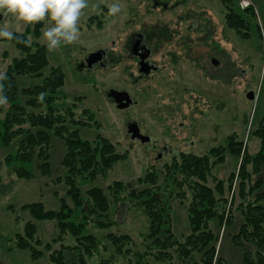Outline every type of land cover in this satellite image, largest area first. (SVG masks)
Here are the masks:
<instances>
[{"label":"rangeland","instance_id":"rangeland-1","mask_svg":"<svg viewBox=\"0 0 264 264\" xmlns=\"http://www.w3.org/2000/svg\"><path fill=\"white\" fill-rule=\"evenodd\" d=\"M160 1L169 4L168 13L153 9L149 0H118L120 14L109 16L108 6L114 0H89L80 20L79 40L73 45L62 46L56 52L47 50L50 65L43 70V76L20 75L17 87L21 91L41 85L50 73V67L59 68L64 74V84L55 94L54 107L67 109V116L74 114V119L85 122L77 125L67 120L65 127L69 138L72 132H77L80 140L100 148L106 140L113 146L115 154L123 158L105 171L104 166L99 165L93 174L74 175L75 185L85 201L83 210L87 212L89 209V192L99 188L110 203L106 216L115 223L110 228L100 229L90 221V232L101 242L93 256H85L84 264L201 263L200 253L191 251L189 256H179L176 246L170 249L174 263L158 260L159 254L155 250L144 255L148 252L145 237L150 232V219L141 205L142 201L132 198L134 190L151 189L165 194L170 206L172 237L184 243L191 234L189 207L194 191L189 186L178 187L177 192L186 193V197L185 194L179 196L176 190L171 193L164 183L168 171L165 164H170L174 158L170 149L198 157L209 156L211 172L207 184L215 189L218 182H223L225 188L221 199L224 209L222 223L220 219H212L207 224L217 239L213 264H244L243 249L236 247L232 238L238 234L244 221L241 207L245 208L247 200L252 199L247 196L250 182L253 184L262 178L264 182V169L257 172L254 163L248 164L250 178L245 181L243 195L242 165L247 155L252 158L262 148L258 133L264 129V0ZM189 8L199 12L196 16L201 22L212 24L211 40L203 33L191 34L190 38H202V48L198 53L202 57V66L214 71L208 57L219 61L214 75L203 71L194 73L188 63L178 62L174 66L169 65L160 76L134 85L125 72L129 63H112L108 70L82 68V61L93 53L108 50L113 55L114 52L121 54L115 49L130 32L149 28V25L161 21L177 23V17ZM228 10L246 20L249 25L247 38L246 31L240 32L228 26ZM94 16L100 25L90 22ZM4 24L20 33L28 29L34 32V25H23L7 16L0 17V25ZM29 38L45 45L41 36L37 39L32 33ZM203 38L210 46L203 45ZM209 52L216 56L210 57ZM20 56L10 41L0 39V71L6 72L14 58ZM111 90H127L135 105L119 109L109 98ZM27 99L20 94L23 105ZM3 117L2 113L0 118ZM50 137L48 172H43L42 160L35 158L23 162L15 158L17 140L7 146L0 144V264H55L52 255L60 252L62 245H74V240L67 235L64 239L59 238L55 222L45 221L37 223L41 245H34L41 257L33 259L30 251L16 248V235L24 234L25 223L30 219L28 213L21 210L23 205L43 203L47 210L59 211L65 200L69 207L74 208L65 181L68 171L62 165L67 151L65 141L54 133ZM231 144L240 145L241 150L237 153L234 149L238 147H231ZM149 146L152 150L148 149ZM215 149L219 150L218 157L211 154ZM7 157L12 158L10 165L6 162ZM19 167L26 169L30 177H17L14 168ZM148 172L157 175L156 184L138 183ZM120 182L130 187L120 193L117 201L115 190L108 188ZM112 234L131 238L132 245L127 247V253H116L108 239ZM248 248L255 253L254 247L248 245ZM66 256L70 260L78 258L73 254Z\"/></svg>","mask_w":264,"mask_h":264},{"label":"trees","instance_id":"trees-1","mask_svg":"<svg viewBox=\"0 0 264 264\" xmlns=\"http://www.w3.org/2000/svg\"><path fill=\"white\" fill-rule=\"evenodd\" d=\"M223 1L226 2L227 0ZM227 24L237 31H246L245 38L248 37V23L236 13H231V10H228ZM43 27L44 22H40L34 25V32L28 29L22 34L29 38L33 33V36L38 39ZM10 42L20 52L21 56L15 57L5 72L9 79L4 82L2 91L8 96V104L10 105L0 106V115L2 113L4 115L3 118H0V144L7 146L17 140L15 158L23 162H30L35 158L42 160L44 162L43 172H48L49 163L47 159L49 158L50 135L54 133L61 137L67 147L62 160V165L68 171L65 181L69 188L68 195L74 204V208H71L64 200L59 211L47 210L43 203L23 205L21 210L26 211L30 219L25 223L24 234L18 233L16 235V248L30 251L32 258L38 259L41 255L35 246L36 244L41 245V239L38 235L37 223L55 222L59 238L64 239V237L69 236L74 240V245H62L61 251L52 255V261L55 264H84L85 256H93L101 242L96 235L90 232L89 226L92 225L90 221H93L100 229L110 228L115 223L106 216L110 203L104 191L99 188L89 192V209L87 212L83 210L85 201L81 198L75 185L74 175H83L87 172L93 174L98 171L99 165L104 166L103 171H105L122 157L115 154L113 146L106 140H103V146L100 148L92 147L88 141L80 140L77 132H72L71 138H69L68 128L65 127V124L68 123L67 120L77 125L84 121L74 119L72 117L74 114L67 116L66 113L69 112L67 109H61L65 110L62 112L54 107L55 94L64 84V74L59 68L50 67V73L43 79L41 85L18 90V76L42 77L43 70L49 67L50 62L46 46L40 42L34 40L29 46L15 40ZM41 93L44 94L43 101L38 99ZM20 94L28 98L24 105L20 101ZM35 110H39V112L37 113ZM258 135L262 141L261 151L252 158L247 155L246 162L241 168V191L243 195L246 188L245 181L250 178L247 165L254 163L257 172L264 169V129L260 130ZM234 146L238 147L234 149L238 153L241 146L231 144V147ZM211 154L218 157L219 150H212ZM11 159V157L6 158L8 165H10ZM165 167L168 171L164 183L167 184L166 187L170 188L171 193L175 192L176 188L183 189L185 186H189L194 191L189 207L191 234L184 243L177 242L172 237L170 206L164 198L165 194L151 189L134 190L131 192L132 198L142 201L141 205L146 209L150 219V232L145 237L147 242L145 246L148 252H145L144 255H150L155 250L159 254L158 260L174 263L170 249L176 246L175 251L179 256H189L191 251H196L201 255L200 264H213L217 239L208 230L207 224L212 219H220V223H222L224 218L222 211L224 209L221 199L225 195L224 184L218 182L215 189L208 186V176L211 172L208 155L198 157L191 153H181L175 156L170 164L167 162ZM14 172L19 178L30 177L29 172L24 168H14ZM157 181V175L148 172L145 178L138 180V183L155 185ZM250 183L251 187H249L247 196L252 199L247 200L246 198L245 208L242 206L240 209L244 221L238 234L233 236L232 240L236 247L243 249L244 264H264V188H262L264 182L262 178L253 184ZM126 187L130 186H125L120 182L109 186L108 189L115 190V198L118 201L120 193ZM176 193L179 196L183 194L177 190ZM184 194L186 197L185 192ZM108 239L117 250V254L127 253V247L132 245L131 238L127 236L112 234L108 236ZM248 245L255 248L254 254L249 250ZM67 254H73L78 258L70 260L67 258Z\"/></svg>","mask_w":264,"mask_h":264},{"label":"flooded vegetation","instance_id":"flooded-vegetation-1","mask_svg":"<svg viewBox=\"0 0 264 264\" xmlns=\"http://www.w3.org/2000/svg\"><path fill=\"white\" fill-rule=\"evenodd\" d=\"M149 5L152 6L153 9L163 10V13L169 12V4L166 2L149 0ZM198 14V11L189 8L186 12L177 17V23L161 21L149 25V28L144 27L138 31L130 32L127 39L119 45L120 47L115 49V51H120L121 54L117 55L114 52L113 55L112 51L106 50L101 53L100 59L92 67L86 65V59L82 61L81 66L84 70L88 68H90L89 70L98 68L108 70L113 66L112 63H129L130 65L126 68L125 72L128 78L133 81L134 85L160 76L169 65L174 66L178 62L188 63L194 73L203 71L212 76L216 72L219 61L215 58L211 59L208 57L211 64L209 65L214 71L208 70L207 66H202V57L198 54L202 48V38H190L191 34L195 33L200 35L203 33L205 38L209 40L212 38V24H204L203 21L201 22L200 17L196 16ZM92 21L94 22L93 24H98L97 17L94 16V19L91 18L90 22ZM99 21L101 22V20ZM100 24L101 23L98 25ZM203 41L205 42V44H203L204 46H210V44L206 43L208 41L207 39L203 38ZM208 55L210 57L216 56H211L212 53L210 52ZM214 61H217V64H214ZM146 71H148V73ZM117 91L128 93L133 101L132 105H135L133 96H131L127 90ZM111 101L114 102L112 99ZM115 105L118 107L116 103ZM148 149L152 150L151 146H149ZM169 152L175 157L179 155L180 152L183 153L184 151L177 152L176 150L170 149ZM159 156L162 157L161 154Z\"/></svg>","mask_w":264,"mask_h":264},{"label":"clouds","instance_id":"clouds-1","mask_svg":"<svg viewBox=\"0 0 264 264\" xmlns=\"http://www.w3.org/2000/svg\"><path fill=\"white\" fill-rule=\"evenodd\" d=\"M88 6L89 0H0V17L7 16L28 26L44 22L41 38L49 52H56L62 46L73 45L79 40L80 20ZM120 12V3L114 0L108 6L107 14L117 16ZM0 39L15 40L25 46L32 43L30 38L10 30L6 24L0 25ZM8 79L7 73L0 71V106L8 103V96L2 91ZM38 99L43 101L44 94L41 93Z\"/></svg>","mask_w":264,"mask_h":264},{"label":"water","instance_id":"water-1","mask_svg":"<svg viewBox=\"0 0 264 264\" xmlns=\"http://www.w3.org/2000/svg\"><path fill=\"white\" fill-rule=\"evenodd\" d=\"M101 53H102L101 51L93 53L87 58L86 62L89 67H92L94 64L97 63V61L100 59ZM214 64H217V61H214ZM146 72L148 73V71ZM109 98L112 99L118 105L119 109H126L130 107L133 103L129 94L126 92H118V91L111 90L109 92ZM121 103H124V104H121ZM132 128L134 127L131 126V129Z\"/></svg>","mask_w":264,"mask_h":264}]
</instances>
